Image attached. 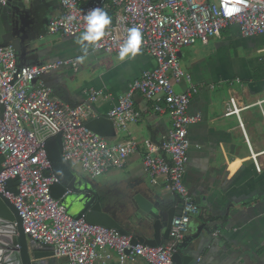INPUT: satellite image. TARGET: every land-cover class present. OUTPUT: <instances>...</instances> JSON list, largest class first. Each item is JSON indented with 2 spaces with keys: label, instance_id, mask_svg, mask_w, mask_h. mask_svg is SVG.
I'll use <instances>...</instances> for the list:
<instances>
[{
  "label": "built area",
  "instance_id": "built-area-1",
  "mask_svg": "<svg viewBox=\"0 0 264 264\" xmlns=\"http://www.w3.org/2000/svg\"><path fill=\"white\" fill-rule=\"evenodd\" d=\"M10 0H0L1 5ZM62 13L49 20L50 34L80 36L86 31L84 17L101 8L111 18L104 35L94 45L107 54H119L136 27L141 34L140 51L157 60V66L145 70L132 86L119 96L109 111L118 130L129 133L142 113L136 108L135 95L163 101L155 104L167 111L173 128L167 139H145V167L152 182L165 178L168 188L183 204L170 230L171 242L150 246L133 244L132 235L90 223L85 217L69 215L60 200L51 194L59 182L53 162L45 148L46 138L62 134L65 162L80 165L91 178L112 169H121L140 143L129 137L111 144L93 132L87 122L96 115L92 105L109 97L103 89L86 91L87 102L65 103L42 78L57 69L70 66L78 70L73 58L21 64L12 46L0 47V153L5 156L0 173V192L16 206L25 232L35 245H49L52 257L37 264H107L117 252L120 264H132L143 258L148 264H174L173 253L187 236L190 224L200 213V206L185 182L189 162V127L201 120L189 112L191 92L179 93L175 85L185 72L181 49L211 39L222 40V32L237 25L243 37L264 34V0H60ZM71 18V19H69ZM234 102V111H239ZM18 179V193L10 191L9 181ZM54 260V261H53Z\"/></svg>",
  "mask_w": 264,
  "mask_h": 264
},
{
  "label": "crops",
  "instance_id": "crops-1",
  "mask_svg": "<svg viewBox=\"0 0 264 264\" xmlns=\"http://www.w3.org/2000/svg\"><path fill=\"white\" fill-rule=\"evenodd\" d=\"M50 17L60 15V0H48ZM29 4L28 0H23ZM45 5V4H44ZM50 18V19H51ZM49 23V22H48ZM48 34L50 43L41 62L73 58L78 64L82 79L69 84L68 78L77 71L65 66L44 76L42 82L51 86L58 100L81 104L87 102L86 91L103 89L109 97L92 105L96 116L109 117L120 95L128 91L133 82L147 70L157 66V60L139 51L134 58L123 61L119 54H107L86 48L78 43L80 36ZM47 35V36H48ZM245 39L247 56L239 54L233 40ZM46 38V37H45ZM232 46L234 50L232 49ZM97 62L89 74L85 72L87 59ZM264 34L243 37L237 25L222 32V40L209 43L197 41L181 49L180 57L184 78L175 85L179 93L191 92L189 112L200 114L201 120L189 127V162L185 182L195 198L201 199L200 213L192 220L193 227L187 235L211 223V233L202 238V259L211 264H264ZM99 59V60H98ZM20 61V60H19ZM22 64V62L20 61ZM83 71V72H81ZM136 108L142 113L141 120L131 126L129 133L117 129L116 135L107 138L111 144L123 142L129 137L136 139L139 150L130 156L121 169L105 173L103 185L117 187L120 191L129 184H146L168 207H177L179 197L170 191L165 178L152 182L145 167V139L161 142L173 128L167 111H158L155 104L163 101L135 95ZM239 111H234V102ZM95 116V117H96ZM80 165L72 167L82 170ZM122 181H124L122 183ZM157 197V198H158ZM171 238L165 242L168 244ZM163 244V245H165ZM107 264H120L116 251ZM132 264H148L138 258Z\"/></svg>",
  "mask_w": 264,
  "mask_h": 264
},
{
  "label": "water",
  "instance_id": "water-1",
  "mask_svg": "<svg viewBox=\"0 0 264 264\" xmlns=\"http://www.w3.org/2000/svg\"><path fill=\"white\" fill-rule=\"evenodd\" d=\"M22 1L10 0L6 5L0 4V47L12 46L22 64L40 63L46 48L40 47V44L36 46L35 42L41 39V33L32 34L40 28L39 18L33 16L32 22L26 19L30 17V9L36 0H28L29 4ZM40 1L45 4V10H48L51 2ZM44 29L42 33H47V26L44 25ZM47 35L44 34L43 37ZM33 42L35 48L30 49ZM87 126L105 138L110 139L116 135L115 122L104 115L90 119ZM62 147V134L50 136L45 140V148L53 162L54 173L59 178V182L51 186V194L60 200L69 215L75 218L85 217L90 223L116 229L124 235L131 234L135 245L144 243L159 246L170 239L172 221L183 210L181 202L177 207H168L154 194L153 188L147 189L146 184L136 183L122 188L124 207L120 211H111L108 206L102 204L98 195L99 189L105 185L65 162ZM4 161L5 156L0 153V173ZM18 183V179L9 181L11 192L18 193ZM195 200L200 205L201 199L197 197ZM193 225L191 222L190 227ZM210 227L211 223L201 225L195 234L187 235L179 243L172 256L174 264H211L201 258L202 238L211 233ZM51 248L49 245H35L30 240L20 212L11 200L0 192V264H37L38 259L54 255Z\"/></svg>",
  "mask_w": 264,
  "mask_h": 264
},
{
  "label": "clouds",
  "instance_id": "clouds-1",
  "mask_svg": "<svg viewBox=\"0 0 264 264\" xmlns=\"http://www.w3.org/2000/svg\"><path fill=\"white\" fill-rule=\"evenodd\" d=\"M71 19V18H69ZM86 31L81 35L78 43L82 47H87L84 42L87 41L89 45H95L97 41L104 35V29L111 24V18L101 8L91 10L85 17ZM141 34L138 28L133 27L129 29V36L125 43L121 46L119 52V59L123 61L126 57L134 58L140 51Z\"/></svg>",
  "mask_w": 264,
  "mask_h": 264
},
{
  "label": "flooded vegetation",
  "instance_id": "flooded-vegetation-1",
  "mask_svg": "<svg viewBox=\"0 0 264 264\" xmlns=\"http://www.w3.org/2000/svg\"><path fill=\"white\" fill-rule=\"evenodd\" d=\"M44 4L40 0H36V3H34L30 9V17L26 18L27 21L32 22L33 16L36 18H39V26L40 28L38 31H34L32 34H39L42 33L44 29V25L47 26V22L50 20V15L47 10L44 8ZM43 25V26H42ZM42 26V27H41ZM31 30L29 32L31 33ZM36 43V42H35ZM35 43L33 42L30 46V49L35 48ZM98 195L100 196V201L104 206H108L111 211H120L122 207H124V201L125 199L122 196L121 191L117 187H111V186H102L99 189ZM110 203V204H108ZM124 209V208H123Z\"/></svg>",
  "mask_w": 264,
  "mask_h": 264
},
{
  "label": "rangeland",
  "instance_id": "rangeland-1",
  "mask_svg": "<svg viewBox=\"0 0 264 264\" xmlns=\"http://www.w3.org/2000/svg\"><path fill=\"white\" fill-rule=\"evenodd\" d=\"M49 37L51 36H47L46 38H44L43 40H39L38 42H36V46L38 44H40L39 46L40 47H43V48H46L50 43L48 42L49 40ZM233 43L236 45L238 43V47L236 48L238 51H239V54L240 55H243V56H247V53H246V45H244L245 43H247L245 41V39L241 38V37H236L234 40H233ZM232 49L234 50L233 46H232ZM262 57H264V54L261 55ZM46 56H43L41 59H44ZM83 59H87L88 62H86L87 64H85V72L86 74H89L91 72V70L94 68L95 64L97 62H94L92 60H96L93 58L92 54H88L87 56H85ZM99 60V59H98ZM79 71V70H78ZM77 71L76 75H72L71 77L68 78V82L69 84L71 85H74V82L77 81V80H80L82 79V75H79V72ZM83 72V71H81ZM75 79V81H74ZM80 168V166H77ZM105 179V175H101L99 177H97V182L99 183H103Z\"/></svg>",
  "mask_w": 264,
  "mask_h": 264
},
{
  "label": "trees",
  "instance_id": "trees-1",
  "mask_svg": "<svg viewBox=\"0 0 264 264\" xmlns=\"http://www.w3.org/2000/svg\"><path fill=\"white\" fill-rule=\"evenodd\" d=\"M54 261V260H53Z\"/></svg>",
  "mask_w": 264,
  "mask_h": 264
}]
</instances>
